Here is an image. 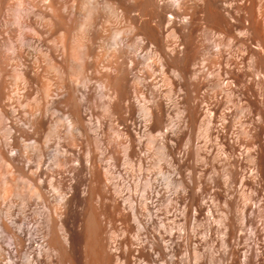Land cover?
<instances>
[{
	"label": "bare ground",
	"instance_id": "obj_1",
	"mask_svg": "<svg viewBox=\"0 0 264 264\" xmlns=\"http://www.w3.org/2000/svg\"><path fill=\"white\" fill-rule=\"evenodd\" d=\"M0 264H264V0H0Z\"/></svg>",
	"mask_w": 264,
	"mask_h": 264
},
{
	"label": "rangeland",
	"instance_id": "obj_2",
	"mask_svg": "<svg viewBox=\"0 0 264 264\" xmlns=\"http://www.w3.org/2000/svg\"><path fill=\"white\" fill-rule=\"evenodd\" d=\"M145 50V51H144ZM140 51V52H139ZM139 51H138V53H140V55L142 54V55H144L146 52H147V49L146 48H144V49H139ZM144 51V52H143ZM143 52V53H142ZM104 122H103V125L104 126H106V123L108 124V120L107 119H105V120H103ZM202 165V164H201ZM199 167H200V164L198 165ZM201 168V167H200ZM136 172V173H135ZM126 176H125V182H127V183H135V182H137V180H138V176H139V173L135 170V168L133 169V170H127L126 171ZM80 180V181H79ZM49 181H50V179H49ZM52 181H54V182H51V183H54V184H56V186H57V182L58 181H55L54 179L52 180ZM78 183H77V189H76V199H77V202H78V209H77V220H78V222H77V225H78V227H76V232H78V231H80L81 230V228H82V219H83V215H84V211H85V205H84V199H85V182H84V180H83V178L82 177H79V179H78ZM174 181H175V179H174ZM50 182H48V183H50ZM56 182V183H55ZM66 186L67 185H64V186H60V188H61V190L64 192L66 189ZM235 188H237V185H236V187ZM45 191H47L46 192V194H47V197H48V200L50 201L49 202V205L51 204L52 205V203L54 202L53 200L55 199V195L53 194L54 192H53V189H50V187H49V185H47V187H46V189H45ZM78 195V196H77ZM51 196V197H50ZM50 198V199H49ZM82 201V202H81ZM81 210V211H80ZM79 215V216H78ZM79 218V219H78ZM82 218V219H81ZM199 222V223H198ZM204 221H197L196 223H194L193 225H191V234L193 235V239H192V246L194 245V246H196L198 249H199V253L200 254H202L203 255V258H202V260H207V257H205L207 254V250H206V246H204V244L202 243V240H203V238L205 237V230H206V227H204L203 226V223ZM79 223V224H78ZM214 224H216V223H213V226H214V228L216 227V225H214ZM204 225H205V222H204ZM206 226V225H205ZM113 230H115L114 228L115 227H111ZM117 228V227H116ZM111 229V230H112ZM214 231L215 230H213V233H214ZM194 232V233H193ZM217 232L218 231H215V234H214V236H212L213 238V240H218L217 238H219V236L221 235L220 233H218V234H220L219 236H218V234H217ZM213 233H212V235H213ZM201 234V235H200ZM115 235H116V232H115ZM117 237H118V234H117ZM221 237V236H220ZM215 238V239H214ZM195 239V240H194ZM220 239V238H219ZM199 240V241H198ZM199 245V246H198ZM202 245V246H201ZM220 250V251H219ZM206 252V253H205ZM223 252V250L221 249V248H219V245L218 244H215V247H214V250H213V255L214 256H220V254ZM206 258V259H205ZM193 262V261H192Z\"/></svg>",
	"mask_w": 264,
	"mask_h": 264
}]
</instances>
